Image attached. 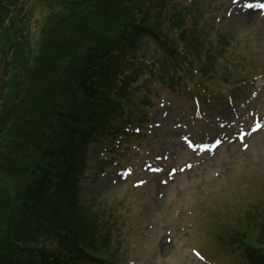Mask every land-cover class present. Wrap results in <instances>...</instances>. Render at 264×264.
Segmentation results:
<instances>
[{"label":"trees","instance_id":"obj_1","mask_svg":"<svg viewBox=\"0 0 264 264\" xmlns=\"http://www.w3.org/2000/svg\"><path fill=\"white\" fill-rule=\"evenodd\" d=\"M20 2L0 0L7 62L0 90V264H103L109 254L103 251L109 236L98 237L103 219L78 197L88 146L118 134L114 123H124L155 87L194 77L183 68L173 30L188 54L210 66L202 77L217 75L227 47L210 43L199 21L185 26L172 0H37L47 15L39 48L30 49L19 26H4ZM156 67L154 80L144 73ZM220 80L229 83L225 75ZM234 221L223 232L225 245L247 264H264V197Z\"/></svg>","mask_w":264,"mask_h":264},{"label":"rangeland","instance_id":"obj_2","mask_svg":"<svg viewBox=\"0 0 264 264\" xmlns=\"http://www.w3.org/2000/svg\"><path fill=\"white\" fill-rule=\"evenodd\" d=\"M179 1H183L184 6L192 4L188 0ZM196 1H203L205 5L199 7L197 2L187 9L199 7V12H206V18L217 33L220 32V37L231 45L227 60L219 65L220 73H224L229 60L233 61V67L236 66L227 72L230 85L240 83L248 72L254 73L258 76L256 94L237 95L235 107L238 111L231 108L230 113L237 116L240 111L242 118L228 127L220 124L229 116L228 103H220L218 111H213L212 102H208L205 106L207 115L202 118L195 116L191 104L179 98L177 92L162 89L161 98L154 100L150 112L154 121L149 130L148 126L144 130L143 142L134 141L121 149L115 148L117 155L124 159L123 166L100 163L98 160L108 159L102 155V148H90L89 172L82 183L81 200L87 204L97 200L98 204L108 205L113 215L112 240L116 241L122 261L132 255L141 264H201L191 256L192 253L189 255L191 250L188 248L195 246L214 264H242L230 253L219 249L211 235H206L210 228L208 218L221 221L220 217L228 214L238 215L250 208L255 197H261L264 190V17L241 15L240 8L234 12L237 4H232V0ZM208 4L212 5L209 9L206 8ZM175 5L185 8L179 2ZM14 14L15 11L6 18L8 27L15 28ZM46 15L47 9L37 0H21L17 8L15 20L24 31L20 37L25 34L35 50L39 48ZM213 36L215 41V32ZM6 75V57L0 50V90ZM230 85L224 89L228 90ZM161 113L168 124L158 127ZM218 116H222L223 121ZM221 131L230 136L214 141L219 145L216 151L190 149L201 145L210 147ZM110 141L112 139H106L103 144L108 146ZM133 144L142 148L132 153ZM5 145L9 146V143ZM165 155L170 156L169 168L186 165L173 181L161 182L166 177L142 171L146 159L150 158L153 163V159ZM124 165L136 167L135 176L127 182L117 177ZM142 179L148 182L142 187H133L135 181ZM206 214L210 216L206 217Z\"/></svg>","mask_w":264,"mask_h":264},{"label":"bare ground","instance_id":"obj_3","mask_svg":"<svg viewBox=\"0 0 264 264\" xmlns=\"http://www.w3.org/2000/svg\"><path fill=\"white\" fill-rule=\"evenodd\" d=\"M254 11H256V9H254ZM254 13H256V12H254ZM254 13H251L250 15H251V16H254Z\"/></svg>","mask_w":264,"mask_h":264},{"label":"snow or ice","instance_id":"obj_4","mask_svg":"<svg viewBox=\"0 0 264 264\" xmlns=\"http://www.w3.org/2000/svg\"><path fill=\"white\" fill-rule=\"evenodd\" d=\"M249 6H251V5H249ZM260 7L264 8V5H260Z\"/></svg>","mask_w":264,"mask_h":264}]
</instances>
